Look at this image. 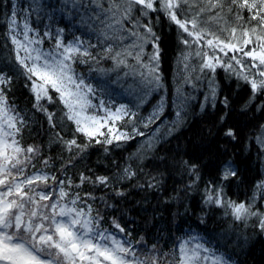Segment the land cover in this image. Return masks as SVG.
Wrapping results in <instances>:
<instances>
[{
  "label": "snow or ice",
  "instance_id": "obj_1",
  "mask_svg": "<svg viewBox=\"0 0 264 264\" xmlns=\"http://www.w3.org/2000/svg\"><path fill=\"white\" fill-rule=\"evenodd\" d=\"M0 12L6 13L3 39L9 50V57L0 67V264H231L230 256L198 234L177 237L171 248L159 240L134 237L123 214L106 216L95 207L98 198L92 192L82 195L77 191L85 184L109 188L112 177L81 172L74 181L65 173L93 144L105 146L107 152V146L144 136L141 128H149L161 119L166 105L163 95L147 116L139 113L150 103L152 94L165 87L160 37L153 27V18L158 21L161 14L178 30L182 46L178 61L183 66L181 72L187 73L175 89L172 128L183 119L186 107L182 84L195 87L193 79L207 78L206 100L215 106L214 74L218 68L243 80L252 98L264 95V0H31L19 9L17 0H0ZM57 13L61 22L67 18L73 27L94 34L97 43L74 33L68 39L66 27L53 28L51 21ZM33 16L40 23L49 21L42 32L31 22ZM46 41L49 47L44 46ZM97 45L102 46L101 52L94 55L91 49ZM146 45L151 47L150 53L145 52ZM101 60H111L115 68H129L138 78L135 111L124 104H109L104 99L94 104L90 99L96 90L74 65L99 64ZM196 72L200 75L193 78ZM14 75L24 78L34 101L32 107L46 116L50 129L58 126L56 113L48 110L45 101L62 105L61 127L66 122L74 126L71 139H65L61 131L54 132V142L71 153L59 174L46 171L52 165L41 156L39 145L23 143L22 134L30 120L9 100ZM221 103L227 106V98ZM77 134L84 137V143L78 142ZM224 135L236 138L231 128ZM196 167L192 164L189 169L199 180ZM135 176L126 166L115 179ZM236 177L232 162L223 161L218 181L205 186L203 202L223 209L225 216L245 225L257 218L255 227L264 233V211L256 205V192L264 201V180L255 185L248 201H235L226 196L224 187ZM156 186V177H150L147 187ZM113 190L116 196L124 195L123 191ZM99 199L105 209H115L104 197ZM200 223H204L203 218Z\"/></svg>",
  "mask_w": 264,
  "mask_h": 264
},
{
  "label": "trees",
  "instance_id": "obj_2",
  "mask_svg": "<svg viewBox=\"0 0 264 264\" xmlns=\"http://www.w3.org/2000/svg\"><path fill=\"white\" fill-rule=\"evenodd\" d=\"M30 2L31 0H17L18 9ZM42 3H56V0H42ZM5 18L6 13L0 12V67H3L9 57V50L4 47L3 39ZM228 19L234 23V17L229 15ZM31 22L41 32L49 23L47 19L40 23L36 16L31 18ZM51 25L53 28L66 27L65 35L68 39L74 33L90 43H97L96 36L86 28L73 27L67 18L61 22L59 13L51 21ZM153 27L160 37V69L165 87L162 91L153 93L149 98L150 103L145 104L139 113L142 117L147 116L163 95L166 99L164 114L156 124L141 128L144 136H135L119 145L107 146V152L104 151L105 146L93 144L67 167L65 174L74 181L78 180L81 172L92 176L112 177L109 188H94L91 184H85L77 191L82 195L92 192L98 198L95 207L106 216L123 214L124 222L128 223L136 238L144 236L149 242L159 240L161 245L167 243L168 248H171L177 237L198 234L203 241H210L212 247H218L221 253L230 256L231 264H264V233L255 227L257 218L249 219L245 225L225 216L223 209L208 207L203 202L205 186L213 180L218 181L223 161H231L237 171V177L225 182L224 187L226 196L232 200L248 201L255 191V185L264 180V144L261 143V139H264V129L261 128L264 125V95L252 98L251 90L243 80L218 68L214 74L217 88L215 106L211 100H206L209 94L207 78L193 79L195 87L192 84H182L186 107L183 119L172 128L176 111L172 104L175 89L180 77L187 75L186 72H181L183 66L178 61L182 46L178 43L176 26L162 14L158 21L153 18ZM44 46L50 45L46 41ZM101 47L97 45L91 51L95 55L101 52ZM151 51V47L146 45L145 52ZM129 63L134 64L131 60ZM74 67L85 82L96 90L95 95L90 97L94 104L99 99H104L109 104H124L135 111L138 78L132 75L131 69L115 68L111 60H101L99 64H76ZM126 72L129 73L127 76ZM196 75L200 74L192 73L193 78ZM24 84L22 76L14 75L9 93L10 102L22 113L26 112L30 120L22 134L23 143L39 145L41 156L49 159L52 165L46 171L59 174L71 153L54 142V132L61 131L65 139H71L74 126L66 122L61 127L62 105L57 102L48 104L45 101L48 110L56 113L58 126L50 129L46 116L32 107V95ZM225 98L228 100L227 106L221 103ZM99 114L103 115L102 112ZM229 128L235 132V139L224 135ZM76 138L79 143L85 142L84 137L78 134ZM192 164L197 166L199 180L190 173L189 166ZM126 166H130L136 176L130 180L115 179ZM150 177H156L157 186L154 188L147 187ZM113 188L123 191L124 195L116 196ZM256 196V205L264 211V201L259 199L260 193L256 192ZM100 197H104L108 204H114L115 209H105ZM201 218L204 219L203 224L200 223Z\"/></svg>",
  "mask_w": 264,
  "mask_h": 264
}]
</instances>
